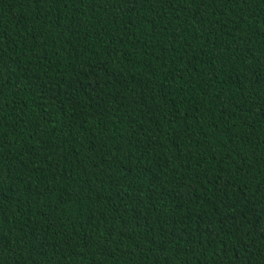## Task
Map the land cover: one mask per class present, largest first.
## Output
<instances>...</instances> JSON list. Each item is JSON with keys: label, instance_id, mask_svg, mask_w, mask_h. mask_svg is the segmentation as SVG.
I'll return each mask as SVG.
<instances>
[{"label": "trees", "instance_id": "trees-1", "mask_svg": "<svg viewBox=\"0 0 264 264\" xmlns=\"http://www.w3.org/2000/svg\"><path fill=\"white\" fill-rule=\"evenodd\" d=\"M0 264H264V0H0Z\"/></svg>", "mask_w": 264, "mask_h": 264}]
</instances>
